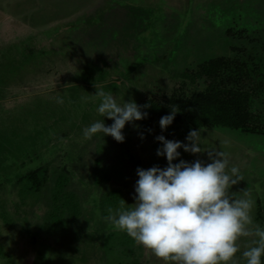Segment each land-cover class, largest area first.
Returning <instances> with one entry per match:
<instances>
[{
    "label": "rangeland",
    "instance_id": "obj_1",
    "mask_svg": "<svg viewBox=\"0 0 264 264\" xmlns=\"http://www.w3.org/2000/svg\"><path fill=\"white\" fill-rule=\"evenodd\" d=\"M216 59L228 63L223 81L250 75L255 133L178 110L163 132L142 119L125 124L123 142L83 138L102 118L96 90L148 113L204 91L186 75ZM196 129L203 152L178 159L225 152L241 176L230 191L246 190L264 226V0H0V264H164L106 217L134 202L138 167L166 166L157 135L188 143ZM253 239H238L237 264Z\"/></svg>",
    "mask_w": 264,
    "mask_h": 264
},
{
    "label": "clouds",
    "instance_id": "obj_2",
    "mask_svg": "<svg viewBox=\"0 0 264 264\" xmlns=\"http://www.w3.org/2000/svg\"><path fill=\"white\" fill-rule=\"evenodd\" d=\"M93 95L99 97L96 112L111 124L105 125L102 118L93 121L82 129L84 139L102 133L123 142L125 124L147 118V112L141 110L147 105H137L131 99L117 103L111 92L102 89ZM177 111L170 106V111L159 118L161 132L172 123ZM199 137V129L189 130L185 136L188 143L157 135L154 139L160 146L156 155L164 157L166 166L138 167L134 202L126 205L121 199V207L115 212L109 209L106 219L164 264H237V241L248 236L254 239L240 256L244 264H261L264 226L254 223L253 201L246 190L240 197L230 191L241 176L235 165L228 166L227 154L208 151V163L178 159V149L192 154L203 152Z\"/></svg>",
    "mask_w": 264,
    "mask_h": 264
},
{
    "label": "trees",
    "instance_id": "obj_3",
    "mask_svg": "<svg viewBox=\"0 0 264 264\" xmlns=\"http://www.w3.org/2000/svg\"><path fill=\"white\" fill-rule=\"evenodd\" d=\"M226 64L228 63H222V60L216 59L204 65L199 72L188 73L186 76H188L190 81L198 82L203 80L206 83L204 91L200 93L193 92L188 100L182 98V92L179 96V93L176 94L174 92L175 97L166 104L151 103L153 112L149 111L147 113L146 121L150 123L155 119L159 120L160 115L167 114L170 111V106L174 105L177 110L185 111L186 118L191 115L195 122L201 119V126L227 127L229 129L246 128L247 132L255 133L257 127L252 128V124H249V122H253L249 111L252 87L247 83L251 79L248 77L250 75L243 77V75L247 74L244 73L245 70L241 69V71L238 70L237 73L229 75L228 79H226L227 82L223 81L224 77L221 74L219 75V70ZM190 107L191 110H189Z\"/></svg>",
    "mask_w": 264,
    "mask_h": 264
},
{
    "label": "crops",
    "instance_id": "obj_4",
    "mask_svg": "<svg viewBox=\"0 0 264 264\" xmlns=\"http://www.w3.org/2000/svg\"><path fill=\"white\" fill-rule=\"evenodd\" d=\"M37 52H38V51H37ZM38 53H39V52H38ZM38 56H39V55H38ZM38 56H37V57H38Z\"/></svg>",
    "mask_w": 264,
    "mask_h": 264
}]
</instances>
